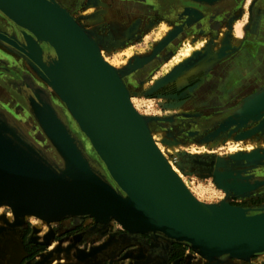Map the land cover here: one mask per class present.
<instances>
[{
    "label": "water",
    "instance_id": "1",
    "mask_svg": "<svg viewBox=\"0 0 264 264\" xmlns=\"http://www.w3.org/2000/svg\"><path fill=\"white\" fill-rule=\"evenodd\" d=\"M0 13L34 38L40 35L48 43L54 57L44 64L40 55H31L0 34V40L26 55L38 67L42 79L54 87L112 181L88 163L53 107L29 98L28 111L60 163L58 167L44 158L8 122L0 120V205L10 207L15 222L25 213L46 222L90 216L105 223L112 218L127 233L181 242L211 259L264 252V208L249 212L220 201L212 208L213 214L205 215L187 207L191 200L188 192L149 139L150 118L143 117L145 125L141 124L130 106L128 93L65 9L54 0H0ZM21 34L37 45L29 34ZM169 39L164 37L157 47ZM35 49L39 50L37 46ZM61 57L100 99L121 138L94 118L66 85V63ZM226 117V123L236 127L258 121L253 130L264 129V88L244 98ZM239 157L252 160L262 156L252 151ZM212 180L216 187L234 194L253 187L231 172H213ZM88 256L89 253L75 255L77 259Z\"/></svg>",
    "mask_w": 264,
    "mask_h": 264
},
{
    "label": "rangeland",
    "instance_id": "2",
    "mask_svg": "<svg viewBox=\"0 0 264 264\" xmlns=\"http://www.w3.org/2000/svg\"><path fill=\"white\" fill-rule=\"evenodd\" d=\"M72 1L70 0L69 3L72 4ZM61 7L84 32L94 36L101 58L117 71L126 86L135 111L142 118H150L147 126L153 138L152 141L170 167L182 176V180L195 199L208 206L219 205V202L223 201L247 211L249 209L242 206L264 203V176H257L264 168V129L253 130L258 121H247L241 127L226 123V115L231 112L222 114L216 112L223 107H228L226 101L203 105L194 102L198 92L190 93L191 98H185L193 87L186 92V89L180 86L185 85L186 82L187 84L196 82L201 75L209 73L208 71L217 62L220 64L230 57L228 52L238 42L231 43V37L238 36L239 33L241 35L242 20L239 24L233 22L231 28L229 24L223 23L215 34H210L205 31L204 19H193L192 24L202 26L203 31H198V34L193 32L184 34L177 42L173 41L175 43L171 48L164 52V48L175 36L179 26L165 23L163 20L156 23L149 20L143 27L142 33L137 35L132 36L136 29L129 25L130 29L124 35L126 37L118 41L112 35L115 29L108 21L106 6L101 0H94L89 5L84 0L78 7L74 6L75 9L73 8L72 12ZM246 7L247 5L243 11ZM245 16L244 14L243 20ZM0 25H2L1 20ZM3 26L9 27L4 23ZM9 33L11 39L23 45L21 33L17 36L13 31ZM166 36L170 39L157 47ZM0 43V56L6 54V57H0L2 58L0 60V107H4L2 111L6 116L0 113L1 117L11 127L27 136L26 138L20 134L21 138L37 144L35 147L42 156L59 167L60 160L54 149L41 133L26 106L14 95V87L11 85L15 86V90H19L22 87L20 84H23L19 73H25L28 80L33 81L32 85H36L35 88L43 92L46 98L43 100L39 94L34 93L33 100L48 102L53 107L66 124L88 163L112 183L64 103L41 79L40 74L37 73L38 70L34 69L18 51L1 40ZM13 51L18 54V57L17 54L12 53ZM48 53L45 52V54ZM207 55H209L207 61L210 65L199 66V62L203 61L202 59ZM53 57L54 55H49L47 59ZM16 84H19L18 87ZM204 119L208 125L200 127V121ZM250 131H252L250 134L242 135ZM257 132L260 133L257 135ZM252 151L262 157L252 160L239 157L241 154ZM213 172H231L241 179V182L246 180L249 184H253V187L240 194L223 190L215 186L212 180ZM72 224H74L73 227ZM24 229H27L28 241L35 244L32 247L28 246L27 251L38 252L32 258H30L31 254L25 256L22 251L24 248L19 237ZM36 231L38 236L34 235ZM75 231L80 232L79 235L52 242L62 235ZM117 232L127 233L112 218L105 223L96 222L90 216L65 217L58 221L46 222L33 215H25L20 218V221L15 222L10 208L0 206V264H151L153 257L147 252L150 246L148 243L143 249L132 250L125 246L117 253L112 249L109 250L108 242ZM130 234L140 235V233ZM105 242L106 244L101 248L100 246ZM97 247L100 248L91 252V249H97ZM184 247L185 251L181 260L171 263L161 261L155 264H178V262L179 264H264V253L252 255L247 259L231 257L207 259L188 246ZM82 253H89L90 256L82 259L75 257ZM25 257L30 259L23 261Z\"/></svg>",
    "mask_w": 264,
    "mask_h": 264
},
{
    "label": "flooded vegetation",
    "instance_id": "3",
    "mask_svg": "<svg viewBox=\"0 0 264 264\" xmlns=\"http://www.w3.org/2000/svg\"><path fill=\"white\" fill-rule=\"evenodd\" d=\"M58 3H60L61 6L65 7L66 9L70 10L71 12L75 9L74 6L78 7L80 3L82 4L84 0H71L73 3H69L70 0H56ZM89 0H86V3L88 4ZM105 0L102 1V3L106 6V13L108 17V21L110 24H112V28L115 29V31H120L125 28H127L129 25H132L133 29H136L134 35H137L139 33H142L143 27L146 25V23L150 20L154 23L158 22L159 20H163L165 23L172 24L174 26H179V30L176 32L175 36L171 39V41L168 42L167 46L164 48V52L168 51L171 46L177 42L184 34L188 32L197 33L198 31H203V27L198 26V24H192L193 19H204L205 21V31L206 33L215 34L218 30V27L220 26L221 20H229L230 28L232 27V24L234 22V19L232 18L234 16H238L239 18L243 17L244 14H246V24L250 25V20L254 18V12H255V2L254 0H250L247 4L246 10L245 6L242 5L245 0H216L213 2L211 6H208V8L205 10V13H202L201 16L195 17L193 14V17H190L188 14L186 16L183 15V7L187 2H190L191 0H135L133 2H136V4H139V10L136 9V7H133L132 9L129 8L130 12L125 13V16H122L119 10V14L116 16L114 15V5L115 1L113 0ZM193 2V1H191ZM74 4V5H73ZM118 4V3H117ZM222 6V7H219ZM142 7V8H141ZM74 8V9H73ZM216 8L215 12L213 9ZM223 8V13L220 15L218 11ZM72 9V10H71ZM113 11V12H112ZM139 15V21L135 17H132L133 14ZM244 13V14H243ZM138 16V15H137ZM0 20L2 21V25H0V33L10 38V31H13L15 35H19L20 33L24 32L25 34H29L27 31H24L20 28L15 27L7 18L1 16L0 14ZM232 20V21H231ZM4 24H7L9 27H4ZM198 34V33H197ZM30 35V34H29ZM31 36V35H30ZM35 43L40 46L42 51H46V46L43 44H40L35 40L33 36H31ZM175 41V42H173ZM250 42L249 40L244 41V43ZM244 43L242 45V48L238 50L234 55H231L229 58L224 60L222 63L215 65L213 68H211L207 74L201 75L198 80L192 84H186L180 85L181 88H185L186 92L189 91L191 87L192 90H190L188 93V96H185L186 99L190 97V93H196L198 92V95L196 96V99L194 102L207 105L212 103H222L227 102L228 107H223V109L216 111L217 114H222L223 112H231L236 105H238L244 98L260 91L264 88V75L257 73V67L259 66V62L261 59L260 51L255 50L251 54V52H248V50H245ZM1 44V43H0ZM3 44V43H2ZM24 44V43H23ZM25 45V44H24ZM48 55H54L51 49H49ZM14 55V51L12 52ZM18 57V54L16 55ZM0 57H6V54L1 55ZM0 58V60H2ZM19 58H21L19 56ZM42 61H47L48 59L44 56H41ZM21 72V71H20ZM24 75V76H23ZM25 73H19V76L21 77V83L22 87L19 90H15V86L11 85L14 91L15 97L23 103L25 106H28L29 98H34V93H37L40 95V97L44 100L46 99L43 92H39L38 89H36V85H32L31 82H33L31 79L30 81L25 76ZM255 76V77H254ZM26 81H25V80ZM15 83H18L15 81ZM14 84V83H13ZM17 87L19 84H16ZM35 88V92H34ZM194 93V94H195ZM191 98V97H190ZM237 100V102H236ZM0 113H2L5 116V113L2 111L4 107H0ZM4 110V109H3ZM6 117V116H5ZM0 118L1 115H0ZM3 119V118H2ZM205 119L204 121H200V127H205L208 124L206 123ZM260 132H257V135ZM262 170V171H261ZM260 170V173H258L257 176H264V168ZM264 203H259L256 205L251 206H242L244 208H248L250 212L259 210L263 208ZM74 224H72V227ZM71 227V225H70ZM38 232H34L35 236H38ZM80 232H71L68 235H62L61 237H58L53 240L54 241H60L59 239H64V237H75L76 235H79ZM27 229H24V231L20 234L19 240L21 245H23L22 251L24 252L25 256L30 255V258L34 257L38 252L32 253L27 251V247H32L35 244H31L28 241L27 236ZM33 235H31L32 237ZM30 237V238H31ZM111 238V237H110ZM37 242V241H36ZM107 245L108 249H112L113 252L117 253L118 251H121L123 247L128 246V249H136L141 248L143 249L147 243L151 246L147 249V252L153 257L151 264H155L156 262H167L171 263L174 261H179L183 257V252L185 251L186 246L184 243L181 242H174L166 238H162L159 236L154 235H131L130 233H115L112 238L108 242ZM110 246V247H109ZM187 247V246H186ZM135 251V250H134ZM29 257H25L22 260L26 261L30 259ZM179 264V262H178Z\"/></svg>",
    "mask_w": 264,
    "mask_h": 264
},
{
    "label": "bare ground",
    "instance_id": "4",
    "mask_svg": "<svg viewBox=\"0 0 264 264\" xmlns=\"http://www.w3.org/2000/svg\"><path fill=\"white\" fill-rule=\"evenodd\" d=\"M94 0H89L88 1V5ZM14 24V23H13ZM15 25V24H14ZM16 26V25H15ZM18 27V26H17ZM19 28V27H18ZM130 29V26L123 29L122 31H115L112 35L114 38H117L118 41L121 38H124L126 36H124ZM112 32V31H111ZM86 34V36L93 42L94 47H96L97 52H98V56L101 58L100 53H99V46L97 45V41L94 38V36H92V34H89L88 32H84ZM3 35V34H2ZM5 36V35H4ZM7 37V36H5ZM8 38V37H7ZM9 40L14 41L18 46L24 48V50L28 51L31 55L36 57V54L40 55V56H44L46 58H48V54H45V51L43 52L42 49L40 48L39 45H36L38 47L39 50H36L34 45H32V43L30 42L29 39H26V37H24L23 35V45H20L18 42H16L15 40L8 38ZM116 39V40H117ZM35 40L37 42H39L40 44L45 45L47 48L46 50L51 49L48 45V43L42 39V37L40 35H37V39L35 38ZM2 41V40H1ZM4 42V41H2ZM5 43V42H4ZM7 44V43H5ZM9 45V44H7ZM10 47H12L11 45H9ZM14 50H16L14 47H12ZM30 50H28V49ZM18 51V50H16ZM49 51V50H48ZM47 51V52H48ZM52 51V49H51ZM20 54H22L29 62L30 65L34 68L38 70V67L23 53H21L20 51H18ZM189 52V51H186ZM61 56V55H60ZM209 57V55H207L206 57H204V59H202L203 61L199 62V66L202 65V67H206L208 65H210V62H208L207 58ZM63 59L62 63H66L65 65V77L66 79H64V81L66 82V85L72 90V92L76 95V97L82 102V104L86 107V109L90 112V114L98 119L101 124L113 135L117 136L118 138H121L120 132L118 130V128L116 127L115 123L113 122V120L111 119L110 115L108 114L107 110L105 109V107L103 106V104L101 103L100 99L97 97V95L90 89V87L79 77V75L76 73V71L66 62V60L61 57ZM102 61L104 62V64H106V66L109 67V69L112 71V73L115 75V77L117 78L120 86L122 87V89L124 90V92L127 94L128 91L126 89L125 84L122 82V80L120 79V77L118 76L117 72L112 69L104 60L103 58H101ZM44 64L45 61H42ZM53 68V67H52ZM54 68H57L56 66H54ZM53 68V69H54ZM42 79V77H41ZM45 83L46 81L44 79H42ZM56 94V96L58 97L56 91L48 84L46 83ZM56 89V88H55ZM57 90V89H56ZM58 91V90H57ZM60 99V97H58ZM61 100V99H60ZM128 101L130 103V106L132 107L134 113L136 114L137 118L139 119V121L141 122L142 125L144 124V119L135 111V106L130 102L129 99V94H128ZM62 102V101H61ZM65 105V104H64ZM66 107V105H65ZM66 109L68 110V108L66 107ZM68 112L70 113V111L68 110ZM70 116H72L70 114ZM0 120L5 121L4 119L0 118ZM75 122V121H74ZM152 136H150L149 133V139L152 142L153 146L155 147V149L157 150L159 156L161 157V159L164 161V163L169 167L170 171L172 172V174L177 178V180L182 184V186L185 188V190L188 192L189 197H190V206H187L190 210L192 211H196L198 213H202L205 215H210L213 214V207H216L218 205H207L206 203L199 201L197 199H195L191 192L189 191V189L187 188V186L185 185L184 181L182 180V176L180 174H178L173 168L170 167V165L166 162L165 158L163 157L161 151H159V149L156 147L155 143L152 141L153 138H151ZM51 156V155H50ZM0 206H6L9 207L6 204H2ZM10 208V207H9ZM25 215H33V214H29V213H25L23 216ZM35 216V215H33ZM37 217V216H35ZM40 218V217H37ZM42 219V218H40ZM44 220V219H42ZM262 253H257V254H263ZM255 255V254H254ZM207 256V255H206ZM205 255L203 256L204 258L210 259L208 257H206ZM250 254L247 253H243L242 255L238 256V257H231V258H235V259H247L249 258Z\"/></svg>",
    "mask_w": 264,
    "mask_h": 264
},
{
    "label": "crops",
    "instance_id": "5",
    "mask_svg": "<svg viewBox=\"0 0 264 264\" xmlns=\"http://www.w3.org/2000/svg\"><path fill=\"white\" fill-rule=\"evenodd\" d=\"M102 1L103 0H101V2ZM113 1H115V5H114L113 10H114V15L116 14V16L119 14V10H120V13L122 14V16H125L126 15L125 13L130 12L129 8H131V9L133 7H136V9L139 8V4H136V2H133L135 0H113ZM191 1H193V2H191ZM191 1L187 2L184 5V7L182 8L183 9L182 13L184 16H186L187 13H189L191 15L194 14L195 17H199L202 15V13H205V10L208 8V6H211L213 4V2L216 0H191ZM254 2H255L254 18H252L249 21L251 26L246 24V16H245L244 20L242 19V17L239 18L237 15L232 18V20L234 19V22H237L238 24L242 20V27H241V35L239 33L238 36L231 37V41H230L231 43H234V41H238V42H237L236 46L233 47V49H231V51L228 53L230 54L229 56L234 55L236 52H238V50L240 48H242L244 41L249 40L250 42L244 43V47L246 48L245 50H248V52H251V54L253 52H255V50L260 51L261 59L259 62L260 64L257 67V69H258L257 73L264 75V0H254ZM247 4H248V1L245 0L243 5H242V8H243V6H245ZM219 7H222V6H219ZM213 10L215 12H217L216 8H214ZM222 11H223V8H221L218 11V13L220 15H222V13H223ZM139 14H141V13H138L137 14L138 16L136 14H133L131 16L135 17L137 19V21H139V16H141ZM223 23L224 24L229 23V20H221L220 25ZM218 64L219 63L217 62L216 65H218ZM214 66H212V67H214ZM26 109L28 111V106H26ZM28 113H29V111H28ZM18 132H20L21 135H23L24 137L27 138V136L24 133H22L20 130ZM29 142H31V141H29ZM31 143L34 146L37 145V144H34L33 142H31Z\"/></svg>",
    "mask_w": 264,
    "mask_h": 264
}]
</instances>
